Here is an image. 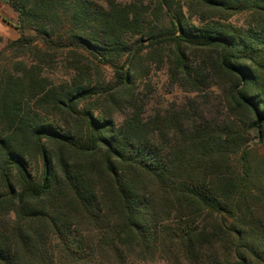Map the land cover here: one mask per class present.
I'll return each instance as SVG.
<instances>
[{
  "label": "trees",
  "instance_id": "16d2710c",
  "mask_svg": "<svg viewBox=\"0 0 264 264\" xmlns=\"http://www.w3.org/2000/svg\"><path fill=\"white\" fill-rule=\"evenodd\" d=\"M5 1L0 264H264V0Z\"/></svg>",
  "mask_w": 264,
  "mask_h": 264
},
{
  "label": "rangeland",
  "instance_id": "374dc122",
  "mask_svg": "<svg viewBox=\"0 0 264 264\" xmlns=\"http://www.w3.org/2000/svg\"><path fill=\"white\" fill-rule=\"evenodd\" d=\"M5 17L8 18L7 15H5ZM25 32L26 34H33V32L30 30H26ZM8 40H11V38L2 37V41H0V69H2L3 67L4 68L8 67L10 64H12V61L16 59H21L25 61L29 60V57L23 54L22 56L20 55L21 57H14L13 51H10L6 48V43ZM100 69L102 72L101 75L100 74L98 75L99 82H102L103 78L111 79L112 69L110 67L100 66ZM165 69L166 68L163 66V64L157 68L153 67L147 78V80L149 81L152 87L151 91L148 92V95L146 97L147 112H150L149 109L151 110L152 108H155L156 106L158 107L162 104L166 105L167 103L169 104L172 102H181V100H185L186 99L185 97H187L186 95L184 96L181 90L178 89L175 85L169 83ZM66 74L67 73L63 70L60 64H58L56 68L53 69L51 72V76L57 79L66 77L65 76ZM197 101H199V103L201 102L199 99ZM208 101H209L208 102L209 105L207 104V107L209 110L213 111V98L209 97ZM211 116H213V113L211 115H208L209 118H211ZM250 142L255 144L256 139L251 138ZM132 264H163V263L148 262V263H132Z\"/></svg>",
  "mask_w": 264,
  "mask_h": 264
},
{
  "label": "crops",
  "instance_id": "0c3cea01",
  "mask_svg": "<svg viewBox=\"0 0 264 264\" xmlns=\"http://www.w3.org/2000/svg\"><path fill=\"white\" fill-rule=\"evenodd\" d=\"M5 12V13H4ZM8 16V18L5 17ZM16 19L15 13L10 9L5 0H0V35L15 39L18 37V31L14 27Z\"/></svg>",
  "mask_w": 264,
  "mask_h": 264
}]
</instances>
